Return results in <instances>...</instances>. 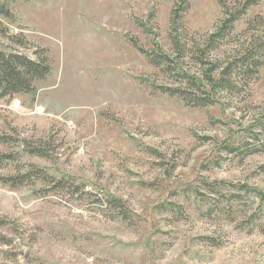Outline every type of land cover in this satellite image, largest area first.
I'll return each mask as SVG.
<instances>
[{
	"label": "rangeland",
	"instance_id": "1",
	"mask_svg": "<svg viewBox=\"0 0 264 264\" xmlns=\"http://www.w3.org/2000/svg\"><path fill=\"white\" fill-rule=\"evenodd\" d=\"M251 1L207 56L217 0H0V52L51 67L0 98V264H264V57L203 81L264 41Z\"/></svg>",
	"mask_w": 264,
	"mask_h": 264
},
{
	"label": "trees",
	"instance_id": "2",
	"mask_svg": "<svg viewBox=\"0 0 264 264\" xmlns=\"http://www.w3.org/2000/svg\"><path fill=\"white\" fill-rule=\"evenodd\" d=\"M218 5L221 7L222 14L224 16L220 26L212 33L204 46L202 47L200 53L209 55L214 49L217 48L221 39L229 36L233 30V24L241 18L247 9L255 4L256 2L251 0H245L240 9L237 11H231L226 5L225 0H217ZM258 21V19H257ZM262 26V19L258 21ZM174 28V24L172 25ZM221 38V39H220ZM264 38V37H263ZM262 38V39H263ZM259 40H251L248 44V49L243 51L239 59H233L231 63H228L224 69H221L217 77H213L211 72H205L203 81L205 82V87H210L212 91L218 90H233L236 89V84L231 81V72L238 70L241 73L246 74L249 78L256 74V69L262 66L261 57H264V41L259 42ZM203 58V56H201ZM51 72V67L48 60L44 57L31 60L23 55H18L14 53L0 52V98L12 97L14 95L21 94H31L34 92V84L37 81H43ZM189 84L193 87L198 88V86H203L200 81L195 83L189 80ZM171 94L174 96L179 94L178 91H173ZM211 100L202 101L198 103L200 106L211 105ZM1 143V141H0ZM235 150V149H232ZM234 152V151H233ZM35 156H40L39 153H31ZM3 157H0V163ZM38 178V177H37ZM2 184H8L9 179L0 178ZM241 190L250 191L249 187H241ZM253 197L259 202L260 213L255 215L256 228L264 234V194L256 190ZM116 204L119 201L113 200ZM254 217V215H251ZM251 230V229H248Z\"/></svg>",
	"mask_w": 264,
	"mask_h": 264
}]
</instances>
